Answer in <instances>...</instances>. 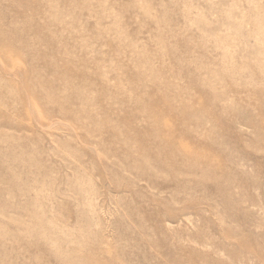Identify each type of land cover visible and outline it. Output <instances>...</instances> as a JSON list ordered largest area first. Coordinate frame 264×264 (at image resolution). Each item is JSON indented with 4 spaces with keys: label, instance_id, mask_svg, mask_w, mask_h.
<instances>
[{
    "label": "rangeland",
    "instance_id": "obj_1",
    "mask_svg": "<svg viewBox=\"0 0 264 264\" xmlns=\"http://www.w3.org/2000/svg\"><path fill=\"white\" fill-rule=\"evenodd\" d=\"M0 264H264V0H0Z\"/></svg>",
    "mask_w": 264,
    "mask_h": 264
}]
</instances>
